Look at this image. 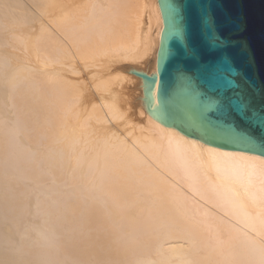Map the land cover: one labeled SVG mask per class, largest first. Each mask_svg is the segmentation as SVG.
<instances>
[{
    "label": "bare ground",
    "instance_id": "6f19581e",
    "mask_svg": "<svg viewBox=\"0 0 264 264\" xmlns=\"http://www.w3.org/2000/svg\"><path fill=\"white\" fill-rule=\"evenodd\" d=\"M163 28L158 0H0V264H264V157L190 138L143 107L131 71L157 72ZM15 90L39 109L29 129L11 112L27 109ZM36 151L37 177L60 186L22 165ZM72 184H92L74 192L98 203L90 225L108 232L77 253L41 242L57 235L52 193Z\"/></svg>",
    "mask_w": 264,
    "mask_h": 264
},
{
    "label": "water",
    "instance_id": "95a60500",
    "mask_svg": "<svg viewBox=\"0 0 264 264\" xmlns=\"http://www.w3.org/2000/svg\"><path fill=\"white\" fill-rule=\"evenodd\" d=\"M158 2L157 72L131 71L142 79L146 112L190 138L264 157V0ZM205 20L222 46L207 42Z\"/></svg>",
    "mask_w": 264,
    "mask_h": 264
},
{
    "label": "rangeland",
    "instance_id": "374dc122",
    "mask_svg": "<svg viewBox=\"0 0 264 264\" xmlns=\"http://www.w3.org/2000/svg\"><path fill=\"white\" fill-rule=\"evenodd\" d=\"M123 66V64H121L120 65V67H122ZM91 69L92 68H90L89 69V67L88 68H86L85 69V71H88V70H90V71H88V72H93L94 70L92 69V71H91ZM96 71V70H95ZM97 71H99L98 69H97ZM85 75V74H84ZM70 76V75H69ZM79 76V75H78ZM73 77H75V76H73ZM77 77V76H76ZM18 92V95H16V93ZM13 95H16L15 97L13 96V99L15 100V101H17L19 98H17V100H16V97H18L19 96V91L18 90H15V93L13 94ZM20 95H21V93H20ZM12 97V96H11ZM21 98H24V97H21ZM20 98V99H21ZM19 99V100H20ZM26 99V98H25ZM25 99H21V100H23V101H25V104L23 103V101H22V103L20 102V101H18V104L19 105H22L23 107H22V109L23 108H26L27 106H26V102L28 103V104H30L29 103V99H27V100H25ZM24 104V105H23ZM24 106H26V107H24ZM20 107L21 106H19V107H14V109H12L11 110V112H12V114L13 115H15L14 117H17L18 119H20L21 118V120L22 121H20V122H22L21 124H24L25 126H23L22 125V127H20V123H18L19 125H17L18 127V129L20 130V133H19V135L18 136H20V135H22L23 133H25V131H28L27 129H25V128H27L28 127V129L30 128V126H28L29 124H32V117H34L33 116V114L34 113H36V111H38L39 109H37V110H33V108H31V107H27V109H24V110H21L20 109ZM20 110H19V109ZM31 108V109H30ZM30 110V111H29ZM22 111V112H21ZM27 113H26V112ZM34 111V112H33ZM18 114V115H17ZM32 114V115H31ZM25 117H30L29 118V120H31V123L29 122V120H28V118H27V120H28V122H27V124H26V119H25ZM24 120H25V122H24ZM108 125V124H107ZM108 126H110V128L113 126V128H114V125H108ZM20 127V128H19ZM25 127V128H24ZM8 129V128H7ZM7 129H5V130H7ZM25 129V130H24ZM17 130V129H16ZM7 131H9V130H7ZM10 131H13V130H10ZM18 131V130H17ZM42 135V134H41ZM41 135H38L35 139H33V143H32V145L31 146H35V147H37V149L39 150V149H42V147H43V136H41ZM41 136V137H40ZM38 140H40L39 142H38ZM27 141V142H26ZM26 143L27 144H29L30 142H29V140L28 139H26ZM24 142V143H25ZM37 143V144H36ZM28 153V152H27ZM27 153H25L24 155L26 156H24L25 157V159L24 160H21V162H23L22 163V165L24 166V167H31L32 166V169L34 170H32L31 168V170H32V173H33V176H35L34 177V181H36L35 183H41L42 181V183H41V186H51V187H58V186H60V183H61V177L60 176H56V177H46L45 175L44 176H42L41 178L40 177H37V175H39V174H37L36 172H38L37 171V169L36 168H39V167H41V162L38 160V154H37V151H36V153L34 154V153H29L28 155H27ZM58 155L59 154H61V153H57ZM29 157V158H28ZM33 157V158H32ZM32 158V159H31ZM27 159H29V163H28V160ZM36 160H38L39 162H37ZM9 162H11V161H9ZM31 162V163H30ZM35 162V163H34ZM37 163L38 164H40L39 166L37 165ZM37 167H36V166ZM34 167V168H33ZM10 170V172H12V170L14 171V173L16 174L17 173V171L15 170V169H12V168H9ZM36 169V170H35ZM15 176V175H14ZM13 176V177H14ZM26 177V175H23V176H18L16 179L17 180H19V179H24ZM40 178V179H39ZM59 179V180H58ZM45 182V183H44ZM52 182V183H51ZM30 183V182H29ZM39 185V184H38ZM74 185H76L75 187H74ZM92 184H90V185H88V184H83V185H80V184H72V185H69V186H71V187H67V188H64V191H66V192H68L67 194H65V195H63V196H60L59 198H58V196H56L55 194H53L52 193V199L54 200L53 201V203L52 204H50V205H48V206H51L52 207V212H51V221H50V223H51V225L53 226V228H54V230H55V232L57 233V235H55V236H52L56 241H57V243H56V245L55 246H57V248L54 246L52 249H58V248H60V247H65L66 249H70V250H75V252L77 253V251L80 249L79 248V246L78 245H81V243H89V240H91V238H92V240L93 239H100V237H101V235L103 236L106 232L105 231H103V229H100V231L102 232H105V233H103V234H101V232L100 231H98L97 233H95V231H94V227H97L95 224L96 223H94V226H93V224H92V227H91V225H90V222H92V221H94V222H97V220H98V218H100L101 217V214L99 215V213L98 214H96L97 212H99V210L97 209L98 207V203H96V202H94V203H92V204H90L89 202H88V198H86V195H83V196H81V195H79V194H76L75 192H74V190L76 189V188H80V187H82V186H85V188L83 187V189H86V187L88 188V187H90V188H92L93 186H91ZM73 187V188H72ZM31 190V189H30ZM29 189H26V193H28L27 195L25 194V196L22 198L23 200L22 201H26V199H28V197L30 196V193H31V191H30ZM28 191V192H27ZM29 191H30V193H29ZM70 191V192H69ZM72 192V193H71ZM72 195H71V194ZM54 195H55V197H54ZM100 195V194H99ZM98 195V197H101V195L99 196ZM78 196V197H77ZM102 196H103V194H102ZM30 199L32 198L31 196L29 197ZM56 198V199H55ZM58 198V199H57ZM65 198V199H64ZM48 198H45V202L46 201H48L47 200ZM75 201V202H74ZM78 202V203H77ZM84 202L86 203V205L84 204ZM74 203V204H73ZM96 203V204H95ZM58 204V205H57ZM70 204H71V207L73 206V207H75V209L77 210V211H74V213L72 214V216H70L69 217V215H71L70 213H69V209H68V207L70 208ZM68 205V206H67ZM82 205V206H81ZM92 205V207H90ZM44 206V209H46L47 208V206L44 204L43 205ZM64 206V207H63ZM79 206V207H78ZM85 206H87V207H85ZM94 206V207H93ZM95 206L97 207V208H95ZM85 208V209H84ZM93 208V209H92ZM59 209V210H58ZM62 209H63V211H62ZM65 209V210H64ZM89 210V211H88ZM90 210H92L93 212H95V214L92 212V211H90ZM97 210V211H96ZM67 211H68V213H67ZM86 211V212H85ZM62 214V215H67L66 217H64V216H62L60 213ZM59 213V214H58ZM64 213H66V214H64ZM75 213H76V215H75ZM89 213L92 215V213H93V217L91 216V215H89ZM60 215V216H59ZM87 215H89V216H91L90 217V219H88L89 218V216H87ZM100 217H99V216ZM75 216H77V217H75ZM59 217V218H58ZM63 217V218H62ZM72 217V218H71ZM86 217H87V219H86ZM65 218V219H64ZM70 220V218L71 219H73L72 221H70V222H68L69 220ZM64 219V220H63ZM80 221H79V220ZM92 219V220H91ZM102 219V218H101ZM101 219H99L100 221H101ZM78 220V221H77ZM98 220V221H99ZM60 221H61V224H60ZM64 221V222H63ZM66 221V222H65ZM72 222H74V224L72 223ZM81 222V223H80ZM72 223V224H71ZM77 223V224H76ZM86 223H88V224H86ZM98 223H100V222H98ZM97 223V224H98ZM68 224H70V227L68 226ZM84 224V225H83ZM71 225H73V226H71ZM77 225V226H76ZM85 225H87V227L85 226ZM90 225V226H89ZM89 226V227H88ZM74 227H76V228H74ZM83 227V228H82ZM67 228H69V229H67ZM74 229V230H73ZM78 229H81V230H78ZM82 229H84L85 230V232H87V235H85V237H83V236H81L82 234L84 235V234H86L85 232H83L82 233V231H84V230H82ZM89 229V230H88ZM96 229V228H95ZM65 230V231H64ZM77 230L78 231H81V233H79V232H77ZM61 232V233H60ZM67 232V233H66ZM91 232V233H90ZM93 232V233H92ZM108 233V232H107ZM107 233L103 236V239L104 238H106L105 236H107ZM73 234V235H72ZM76 234V235H75ZM81 234V235H80ZM95 234H98L99 235V237H98V235H95ZM63 235V236H62ZM91 235V236H90ZM94 235L95 236H97V238H95L94 237ZM118 235V234H117ZM116 235V236H117ZM60 236V237H59ZM77 236V237H76ZM88 236V237H87ZM90 236V237H89ZM116 236H112V237H115L116 238ZM65 237V238H64ZM67 237V238H66ZM82 237V238H81ZM108 237V236H107ZM76 238V239H75ZM90 238V239H89ZM89 239V240H88ZM67 240V241H66ZM77 240V241H76ZM83 240V241H82ZM101 240H102V237H101ZM79 241V242H78ZM79 243V244H78ZM83 243V244H84ZM86 244H84L83 246L85 247V245ZM77 246H78V248H77ZM74 248V249H73ZM76 249H78V250H76Z\"/></svg>",
    "mask_w": 264,
    "mask_h": 264
},
{
    "label": "snow or ice",
    "instance_id": "6c2138e0",
    "mask_svg": "<svg viewBox=\"0 0 264 264\" xmlns=\"http://www.w3.org/2000/svg\"><path fill=\"white\" fill-rule=\"evenodd\" d=\"M204 28L206 29L205 38L211 47H220L225 43L211 30L210 23L207 20L204 21ZM221 62L227 63L226 58H222ZM241 110L243 111L244 109L242 108ZM262 115H264V113H262ZM262 124H264V121H262Z\"/></svg>",
    "mask_w": 264,
    "mask_h": 264
}]
</instances>
